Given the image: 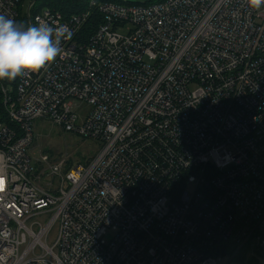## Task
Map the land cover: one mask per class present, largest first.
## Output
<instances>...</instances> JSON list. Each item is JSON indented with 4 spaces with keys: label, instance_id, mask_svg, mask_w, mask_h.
<instances>
[{
    "label": "built area",
    "instance_id": "obj_1",
    "mask_svg": "<svg viewBox=\"0 0 264 264\" xmlns=\"http://www.w3.org/2000/svg\"><path fill=\"white\" fill-rule=\"evenodd\" d=\"M22 2L0 14L23 24ZM36 3L29 25L71 39L45 69L0 80V264H264V6L90 0L68 16ZM39 119L99 152L52 160L34 145Z\"/></svg>",
    "mask_w": 264,
    "mask_h": 264
},
{
    "label": "clouds",
    "instance_id": "obj_2",
    "mask_svg": "<svg viewBox=\"0 0 264 264\" xmlns=\"http://www.w3.org/2000/svg\"><path fill=\"white\" fill-rule=\"evenodd\" d=\"M253 10L264 6V0H247ZM71 39L66 25L25 26L0 14V80H15L27 72H39L51 65L62 52L61 44Z\"/></svg>",
    "mask_w": 264,
    "mask_h": 264
},
{
    "label": "rangeland",
    "instance_id": "obj_3",
    "mask_svg": "<svg viewBox=\"0 0 264 264\" xmlns=\"http://www.w3.org/2000/svg\"><path fill=\"white\" fill-rule=\"evenodd\" d=\"M51 1V0H48ZM120 2H129V3H137L144 4L148 0H117ZM30 0H23L22 2V21L23 25L26 24V12L27 7L29 5ZM44 0H39L36 3V8H39ZM191 89H195L193 86ZM75 103V111H77L80 115L85 114L90 107L82 104L81 102ZM33 134H34V145L39 146L42 150L43 154H50L52 160L58 159L63 153H68L70 155L69 162L74 166L76 165H85L86 161L90 159L92 156H95L100 148L101 144L94 140H84L81 137L75 135L74 133L65 132L63 129L53 125L52 123L39 119L34 123L33 126ZM40 151L37 149L34 152V156L36 159H39ZM35 162V167L37 170H42L43 166ZM50 181V178L48 179ZM188 192H193L194 185L191 184L188 186ZM57 237V228L53 230L50 235V243H54ZM250 257H257V255L251 254ZM260 262H264V259L260 256L257 257ZM227 260H224L226 263Z\"/></svg>",
    "mask_w": 264,
    "mask_h": 264
},
{
    "label": "trees",
    "instance_id": "obj_4",
    "mask_svg": "<svg viewBox=\"0 0 264 264\" xmlns=\"http://www.w3.org/2000/svg\"><path fill=\"white\" fill-rule=\"evenodd\" d=\"M39 0H37L38 2ZM100 3H106V2H117V3H125L120 2L117 0H98ZM164 0H148L144 4H154L158 2H162ZM89 2L90 0H44V3L39 8H35V12L43 9V8H52L55 10H59L65 15H72V14H78L81 12H86L89 10ZM127 4L131 5H137V3H129ZM23 20V19H22ZM28 18L26 17V24L25 26H30L28 22ZM102 16L99 14L97 10H93L91 14V18L88 22V24L83 28L82 33L85 38H89L97 28V26L101 23ZM23 22V21H22Z\"/></svg>",
    "mask_w": 264,
    "mask_h": 264
},
{
    "label": "water",
    "instance_id": "obj_5",
    "mask_svg": "<svg viewBox=\"0 0 264 264\" xmlns=\"http://www.w3.org/2000/svg\"><path fill=\"white\" fill-rule=\"evenodd\" d=\"M37 0H33V3H35ZM31 24V23H30ZM31 26H32V24H31Z\"/></svg>",
    "mask_w": 264,
    "mask_h": 264
},
{
    "label": "bare ground",
    "instance_id": "obj_6",
    "mask_svg": "<svg viewBox=\"0 0 264 264\" xmlns=\"http://www.w3.org/2000/svg\"><path fill=\"white\" fill-rule=\"evenodd\" d=\"M29 21V20H28Z\"/></svg>",
    "mask_w": 264,
    "mask_h": 264
}]
</instances>
